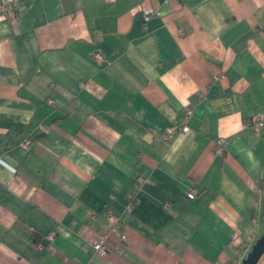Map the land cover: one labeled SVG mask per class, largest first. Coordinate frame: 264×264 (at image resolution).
Segmentation results:
<instances>
[{
  "label": "crops",
  "instance_id": "crops-1",
  "mask_svg": "<svg viewBox=\"0 0 264 264\" xmlns=\"http://www.w3.org/2000/svg\"><path fill=\"white\" fill-rule=\"evenodd\" d=\"M257 113L264 0H22L0 16V264H241Z\"/></svg>",
  "mask_w": 264,
  "mask_h": 264
},
{
  "label": "built area",
  "instance_id": "built-area-1",
  "mask_svg": "<svg viewBox=\"0 0 264 264\" xmlns=\"http://www.w3.org/2000/svg\"><path fill=\"white\" fill-rule=\"evenodd\" d=\"M21 1L22 0H0V16L4 17V16H7L11 13L16 12L19 8ZM140 12L142 14L144 22H148L151 18H153L154 16L157 15V12H155L153 9H149V8L142 9V10H140ZM93 59L97 63H102V61H103V57L99 52L93 54ZM192 116H193V110L187 108L185 110L186 120H189ZM244 127L246 129H250V130H253L255 132H259L264 127V114L257 113V114L250 116L249 118H247L245 120ZM188 130H189L188 126H184L182 128V131H184V132H186ZM30 145H31L30 140H26L23 144V146L25 148H29ZM225 148H226V141H225V139L220 138L217 142V147H216L215 153L217 155H222L223 152L225 151ZM1 152L2 151H1V147H0V153ZM195 197H196V192L194 190L188 194V198L191 200L195 199ZM113 235L116 238H119L121 241H126V239H127V236L118 229L113 231ZM49 239L50 240L54 239L53 233L50 234ZM92 247H93L95 256L98 258H105L110 252V248L104 239H102L98 242H95ZM250 249L251 248H249L248 246L242 245L241 250H239L237 253V258L239 259L240 262H242L246 258Z\"/></svg>",
  "mask_w": 264,
  "mask_h": 264
},
{
  "label": "water",
  "instance_id": "water-1",
  "mask_svg": "<svg viewBox=\"0 0 264 264\" xmlns=\"http://www.w3.org/2000/svg\"><path fill=\"white\" fill-rule=\"evenodd\" d=\"M264 256V232L256 240L251 250L247 254L246 258L241 262V264H259Z\"/></svg>",
  "mask_w": 264,
  "mask_h": 264
},
{
  "label": "rangeland",
  "instance_id": "rangeland-1",
  "mask_svg": "<svg viewBox=\"0 0 264 264\" xmlns=\"http://www.w3.org/2000/svg\"><path fill=\"white\" fill-rule=\"evenodd\" d=\"M263 232H264V228L261 230V232H260V236L263 234ZM250 248H252V246L250 247ZM251 250V249H250ZM249 253V252H248ZM259 264H264V256H263V258L261 259V261L259 262Z\"/></svg>",
  "mask_w": 264,
  "mask_h": 264
},
{
  "label": "trees",
  "instance_id": "trees-1",
  "mask_svg": "<svg viewBox=\"0 0 264 264\" xmlns=\"http://www.w3.org/2000/svg\"><path fill=\"white\" fill-rule=\"evenodd\" d=\"M264 208V207H263Z\"/></svg>",
  "mask_w": 264,
  "mask_h": 264
}]
</instances>
